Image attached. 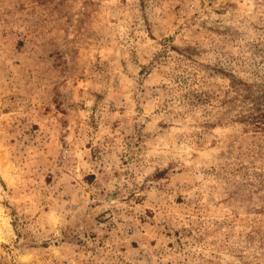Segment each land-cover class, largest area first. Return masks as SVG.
I'll list each match as a JSON object with an SVG mask.
<instances>
[{"label": "rangeland", "instance_id": "374dc122", "mask_svg": "<svg viewBox=\"0 0 264 264\" xmlns=\"http://www.w3.org/2000/svg\"><path fill=\"white\" fill-rule=\"evenodd\" d=\"M0 264H264V0H0Z\"/></svg>", "mask_w": 264, "mask_h": 264}]
</instances>
